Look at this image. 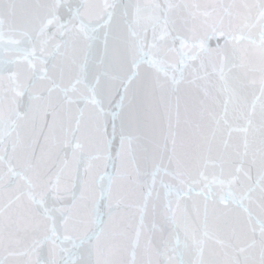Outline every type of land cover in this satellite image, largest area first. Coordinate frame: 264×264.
<instances>
[{
  "label": "snow or ice",
  "instance_id": "obj_1",
  "mask_svg": "<svg viewBox=\"0 0 264 264\" xmlns=\"http://www.w3.org/2000/svg\"><path fill=\"white\" fill-rule=\"evenodd\" d=\"M0 264H264V0H0Z\"/></svg>",
  "mask_w": 264,
  "mask_h": 264
}]
</instances>
